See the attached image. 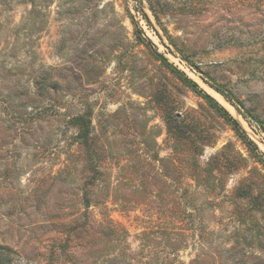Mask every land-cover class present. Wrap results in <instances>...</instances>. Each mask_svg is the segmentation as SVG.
Returning a JSON list of instances; mask_svg holds the SVG:
<instances>
[{
    "label": "rangeland",
    "instance_id": "1",
    "mask_svg": "<svg viewBox=\"0 0 264 264\" xmlns=\"http://www.w3.org/2000/svg\"><path fill=\"white\" fill-rule=\"evenodd\" d=\"M0 248L264 264V0H0Z\"/></svg>",
    "mask_w": 264,
    "mask_h": 264
},
{
    "label": "trees",
    "instance_id": "2",
    "mask_svg": "<svg viewBox=\"0 0 264 264\" xmlns=\"http://www.w3.org/2000/svg\"><path fill=\"white\" fill-rule=\"evenodd\" d=\"M145 20L149 23V20L147 18V16L144 15ZM144 41V40H143ZM145 43L149 42V41H144ZM148 46V44H147ZM155 55L162 60L164 63H166V59H164L160 54L155 53ZM183 81L190 87L193 89V91H195L196 93H199L203 96V98L209 103V105L214 108L217 112H219L230 124L232 130L239 135L243 140L244 143L247 144V146L250 149H257L256 145L249 140L246 135L244 134L243 130L241 129V127L239 126L238 122L236 120H234L228 113L227 111L222 108L221 106H219L217 104V102H215L212 98H210L207 94L203 93L202 90H200L198 88V86L191 81L190 79H188L187 77H183L182 76ZM215 92H217L218 94H220L227 102H229L230 104L236 106V104L233 101L232 95L229 92H225L222 88H220L219 86L215 85V84H208ZM87 130H82L81 132H79V138H83L86 137L87 139ZM86 139L84 140L86 142ZM85 207H87V203L85 205ZM0 264H12L11 262V256L9 254V252L2 250L0 248Z\"/></svg>",
    "mask_w": 264,
    "mask_h": 264
}]
</instances>
